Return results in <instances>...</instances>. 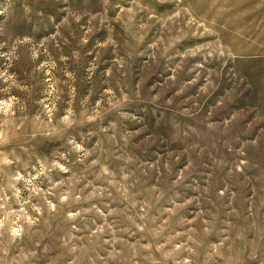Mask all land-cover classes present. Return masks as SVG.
Returning a JSON list of instances; mask_svg holds the SVG:
<instances>
[{
    "label": "rangeland",
    "instance_id": "374dc122",
    "mask_svg": "<svg viewBox=\"0 0 264 264\" xmlns=\"http://www.w3.org/2000/svg\"><path fill=\"white\" fill-rule=\"evenodd\" d=\"M0 264H264V0H0Z\"/></svg>",
    "mask_w": 264,
    "mask_h": 264
}]
</instances>
